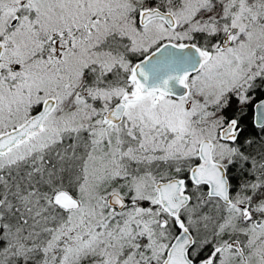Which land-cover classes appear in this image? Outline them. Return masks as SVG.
Masks as SVG:
<instances>
[{
    "label": "snow or ice",
    "instance_id": "obj_1",
    "mask_svg": "<svg viewBox=\"0 0 264 264\" xmlns=\"http://www.w3.org/2000/svg\"><path fill=\"white\" fill-rule=\"evenodd\" d=\"M0 264H264V0H0Z\"/></svg>",
    "mask_w": 264,
    "mask_h": 264
}]
</instances>
